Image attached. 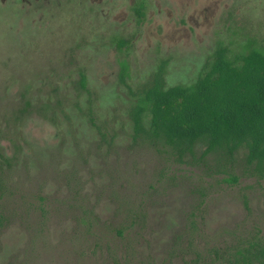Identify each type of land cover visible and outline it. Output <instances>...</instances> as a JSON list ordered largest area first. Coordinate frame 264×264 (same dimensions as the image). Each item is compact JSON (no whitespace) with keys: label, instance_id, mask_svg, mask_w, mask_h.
<instances>
[{"label":"rangeland","instance_id":"rangeland-1","mask_svg":"<svg viewBox=\"0 0 264 264\" xmlns=\"http://www.w3.org/2000/svg\"><path fill=\"white\" fill-rule=\"evenodd\" d=\"M25 2L0 0V146L12 159L0 264H113L112 254L123 259L125 248L130 264L148 257L183 264L192 249L254 232L264 238V180L230 185L187 167L167 169L162 179L151 151L130 150L129 96L118 77L121 58L134 87L166 61L167 86L190 85L219 40L264 47V0ZM117 39L130 42L122 54ZM80 70L89 95L74 90ZM55 87L68 100L69 121L22 113L25 99L40 106ZM77 100L93 101L115 134L113 148L100 142ZM135 211L146 219L129 232L144 237L128 242L115 229ZM192 212L198 229L190 236Z\"/></svg>","mask_w":264,"mask_h":264},{"label":"trees","instance_id":"trees-1","mask_svg":"<svg viewBox=\"0 0 264 264\" xmlns=\"http://www.w3.org/2000/svg\"><path fill=\"white\" fill-rule=\"evenodd\" d=\"M136 12L144 15L140 10ZM129 43L126 39L116 40L120 54ZM166 74L167 62L163 61L146 82L134 87L130 84L129 62L124 58L119 61V82L129 96L126 111L131 125L130 150L151 151L162 166V179L167 169L187 167L230 185L239 184L242 178L264 180V47L254 41L243 45L219 40L194 83L169 87ZM74 90L90 94L84 70L79 71ZM67 102L60 88L55 87L40 106L25 99L22 113L37 110L54 123L61 117L69 121ZM88 102L83 105L77 100L72 104L97 130L100 142L113 148L115 134L100 122L93 101ZM11 169L12 159L0 146V235L8 223L2 203ZM206 197L201 194L198 209ZM194 214L189 217L190 236L198 229ZM143 215L140 211L130 212L128 224L115 229L117 236L128 242L132 241L130 235L133 240L144 237L142 231L129 232L145 221ZM247 236L223 247L192 249L194 257L184 259L183 264H264V238L257 232ZM129 251L125 248L123 259L112 254L113 264H130ZM141 264L156 263L148 257Z\"/></svg>","mask_w":264,"mask_h":264},{"label":"flooded vegetation","instance_id":"flooded-vegetation-1","mask_svg":"<svg viewBox=\"0 0 264 264\" xmlns=\"http://www.w3.org/2000/svg\"><path fill=\"white\" fill-rule=\"evenodd\" d=\"M3 2H4V4H6L5 2L7 1V0H2ZM24 2H25V0H24ZM26 3V2H25Z\"/></svg>","mask_w":264,"mask_h":264}]
</instances>
